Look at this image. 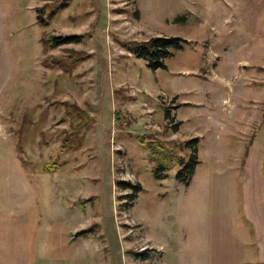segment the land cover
<instances>
[{"label":"rangeland","instance_id":"obj_1","mask_svg":"<svg viewBox=\"0 0 264 264\" xmlns=\"http://www.w3.org/2000/svg\"><path fill=\"white\" fill-rule=\"evenodd\" d=\"M67 1L40 27L36 6L54 0H0V234L29 217L31 264H264V0ZM43 30L86 34L49 53L88 59L45 67ZM152 36L186 42L151 69L122 43ZM63 100L95 123L60 155ZM142 135L176 154L161 179Z\"/></svg>","mask_w":264,"mask_h":264},{"label":"trees","instance_id":"obj_2","mask_svg":"<svg viewBox=\"0 0 264 264\" xmlns=\"http://www.w3.org/2000/svg\"><path fill=\"white\" fill-rule=\"evenodd\" d=\"M67 0H54L52 3H44L43 5L36 6L35 22L40 27H46L51 20L55 19L59 14L61 8L67 5ZM82 34H66L55 35L51 32L42 31L39 37L41 46L42 57L41 62L47 68L60 69L62 72L70 74L79 64L87 60L89 53L74 48H61L62 52L59 54L49 53V50L59 47L68 43H79L84 37ZM183 42L186 40L177 36H152L145 41H124L122 46L129 53L141 58L151 69L162 67L163 60L173 53L174 49H181ZM60 103L65 108L66 117L68 118L70 130H63L59 135V153L75 152L80 148L82 141L85 137V130L94 126L95 119L86 109L80 107L77 103L63 100ZM168 109L165 110L168 115ZM168 117V116H166ZM17 134L16 151L19 155L20 161L25 163L27 158L23 151L22 135ZM21 139V140H20ZM137 141L141 145H145L148 150L150 161L153 162L152 174L155 178L161 179L164 176V171L172 167L175 159L173 151L166 148L165 145L158 139H150L147 135L137 137ZM250 138L244 151L242 165L244 164L245 157L248 152ZM196 142L197 139L193 138L185 142L189 146V153L187 159L179 158L176 162L179 165L177 179L184 183H188L195 171L198 163L196 157ZM61 163L54 161L51 165L46 164L50 171L58 170L61 168ZM28 167V163H27ZM139 190V186L134 188Z\"/></svg>","mask_w":264,"mask_h":264},{"label":"crops","instance_id":"obj_3","mask_svg":"<svg viewBox=\"0 0 264 264\" xmlns=\"http://www.w3.org/2000/svg\"><path fill=\"white\" fill-rule=\"evenodd\" d=\"M19 221L20 218H18L16 222L14 220H8L2 225L4 233L0 234V241H2V243H0V264H31V222L29 217L27 226L24 225L23 219L22 225L17 223ZM43 236L45 238V234H43ZM5 241L17 243L11 245L10 243L6 244Z\"/></svg>","mask_w":264,"mask_h":264}]
</instances>
